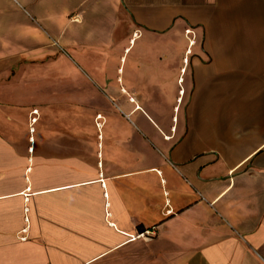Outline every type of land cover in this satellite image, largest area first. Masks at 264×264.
<instances>
[{
	"label": "crops",
	"instance_id": "1",
	"mask_svg": "<svg viewBox=\"0 0 264 264\" xmlns=\"http://www.w3.org/2000/svg\"><path fill=\"white\" fill-rule=\"evenodd\" d=\"M260 257L264 0H0V264Z\"/></svg>",
	"mask_w": 264,
	"mask_h": 264
},
{
	"label": "built area",
	"instance_id": "2",
	"mask_svg": "<svg viewBox=\"0 0 264 264\" xmlns=\"http://www.w3.org/2000/svg\"><path fill=\"white\" fill-rule=\"evenodd\" d=\"M187 35L192 36L193 33H192L191 31H188V32H187ZM194 45H195L194 40H191V41L189 42V48H190V50H188V52H187V54H186L187 57H186L185 60H184L185 64H187V65H188V63H189L188 56H190V55L192 54V52H191V48H192ZM145 234H146V233H145ZM147 234H148V232H147ZM260 258H261V260H262L263 263H264V258H262V257H260Z\"/></svg>",
	"mask_w": 264,
	"mask_h": 264
},
{
	"label": "rangeland",
	"instance_id": "3",
	"mask_svg": "<svg viewBox=\"0 0 264 264\" xmlns=\"http://www.w3.org/2000/svg\"><path fill=\"white\" fill-rule=\"evenodd\" d=\"M136 51V50H135ZM133 56H134V54L132 53V54H130L129 55V58L131 59V58H133ZM125 61L123 62V69H124V67H125ZM118 65V64H117ZM116 64L110 69L111 70V73H112V76H117V66ZM122 73H123V71H122ZM120 75H122L121 73H120Z\"/></svg>",
	"mask_w": 264,
	"mask_h": 264
}]
</instances>
